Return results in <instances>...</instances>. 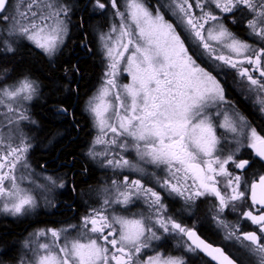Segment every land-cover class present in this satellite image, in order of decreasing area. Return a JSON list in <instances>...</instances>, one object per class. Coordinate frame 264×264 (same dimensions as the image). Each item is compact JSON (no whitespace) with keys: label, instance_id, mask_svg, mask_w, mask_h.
Returning <instances> with one entry per match:
<instances>
[{"label":"snow or ice","instance_id":"obj_1","mask_svg":"<svg viewBox=\"0 0 264 264\" xmlns=\"http://www.w3.org/2000/svg\"><path fill=\"white\" fill-rule=\"evenodd\" d=\"M92 6L101 13L111 8L118 23L100 37L108 63L100 88L86 104L97 130L87 155L114 173L120 170L117 174L146 175L142 165L161 169L164 176L156 177V183L189 207L200 198H214L213 219L227 230L225 238L241 241L257 264H264V174L249 180L250 161L237 155L250 148L264 161V135L234 111L206 68L208 61L221 62L264 93V0H156L155 5L124 0L123 10L119 0H92ZM71 11L67 0H19L15 5L0 0V58L15 56L25 40L54 56L68 36ZM237 12L250 16L247 28L259 47L225 25L223 14L231 13L232 23H238ZM244 64L259 71L260 78ZM122 73L130 77L128 83L119 82ZM39 87L28 74L13 79L8 68L0 69V212L12 216L29 215L40 206L34 189L23 186L34 181L27 162L32 144L22 127L36 123L28 105ZM258 102L264 112V99ZM57 110L68 114L66 108ZM218 130L223 131L218 135ZM128 152H135L136 162L125 157ZM45 179L38 187L51 205L47 193L64 188L65 182ZM105 191L110 195L78 225L33 233L32 257H22L19 264H186L164 243H154L175 236L186 237L188 252L202 251L217 264H237L222 248L177 222L161 194L140 179L123 174ZM141 198L146 211L133 212ZM226 210L238 212V221H250L256 230L241 232L239 222L223 219ZM42 238L45 242H39Z\"/></svg>","mask_w":264,"mask_h":264},{"label":"flooded vegetation","instance_id":"obj_2","mask_svg":"<svg viewBox=\"0 0 264 264\" xmlns=\"http://www.w3.org/2000/svg\"><path fill=\"white\" fill-rule=\"evenodd\" d=\"M145 2L150 5L156 4V0H145ZM161 2H166V0H161ZM121 10H123V7H121ZM112 11L113 10L109 8L106 12L101 13L99 10H94L92 4L89 8V14L91 16L95 18L101 17L107 21L109 18L113 17ZM71 15L72 14L70 13V16ZM223 15L225 17V25L239 39H241L242 41H246L247 43L255 47L260 46V41L256 37H254L247 28V20L250 18V16H248L247 14L241 15L239 12H237L236 19L238 23H232L233 16L231 13ZM166 19L174 21V18L169 15H166ZM70 27L71 25L69 24V32L65 44L52 57L45 55L42 51L29 44L27 45L38 52L46 60L53 61L65 50V46L70 40ZM94 41L96 56L98 55L99 60L101 61L100 54H98L101 50L99 38L97 35H94ZM243 67L249 68L250 74H252L254 78H260L259 71L253 70L252 66L244 64ZM206 68L207 70L212 71V74L215 75L221 83V86L225 91V97L231 104L234 111L238 112L240 115H243L247 119L251 127L256 128L257 132L260 135H264V112L260 111L261 104L258 102L260 99H264V93L253 90V86L250 84L247 78L241 77L237 69H233L226 65H221V62L208 61ZM105 70L106 68L102 64L98 80L103 81ZM31 78L36 80L33 76H31ZM127 82L128 78L124 80V83ZM101 84L102 82L98 81V83L94 87L96 91L101 86ZM39 86V95L35 99H33L28 106L29 114L32 120L36 121L35 124L28 123L29 132L27 133L32 144V147L28 152L27 162L30 165V179L31 181H34V184H30L29 181H25L23 186L31 187L34 189V192L38 197L40 206L36 209L35 212L26 216H12L7 213L0 212V226L11 223L14 225H22L26 228L21 236H19L12 245L11 255H9L8 257H4V255L7 256V252H5L4 249H0V264H19V261L22 257L26 260L31 258V248H34L37 243L32 234L35 233L38 229H60L63 227H67L69 224L78 225L80 223L81 217L86 215L91 208L99 207L105 196L110 195V193L106 192L105 189L110 188L111 180H122L123 174L129 175L130 179H140L145 187H152L154 190L158 191L162 196L163 203L168 207L169 214L172 215L177 220V222H180L186 227L193 228L202 239L212 244L214 247L222 248L226 254L237 261V264H241V261H243V264H257V258L252 257L246 252V250L241 245V241H237L234 238H225L227 230L221 227L217 223V221L213 219V217L215 216V211L213 209L214 198H200L196 202V205L189 207L185 204L184 200L181 197L169 195L167 190L160 188V186L156 183V177H162L164 176V173L161 171V169H158L153 165H142L147 170L146 175L129 172L128 170H123V174H117L120 172V170H116V172L114 173L113 170L104 168L98 160L94 161L90 159L87 153L90 146L92 145L94 137L97 135V130L94 129V126H92V124L89 125V138L85 147L83 148V158L85 159L88 166L96 174V181L95 183L86 186V190L89 193V198L84 200V198H82L83 190H78V192H76V190L73 191V178L67 179V177L60 171L59 166H56L54 168L50 166L51 161L49 159H46L45 163L43 164L38 162V160L36 159L35 152L37 149H39V147L34 137L37 120L33 115V111L43 92L40 83ZM92 92L93 90L89 94H91ZM89 94L87 96H89ZM87 96L85 98H87ZM84 104L85 100L84 102L82 101L81 109L86 112ZM244 106L247 107V109H245ZM222 131L223 130H218V135ZM97 149L102 150L103 146H97ZM38 151L45 153V150L39 149ZM237 155L241 159H248L250 161L251 166L247 169V177L249 180H251L258 174H264V161H261L258 157H256L252 149L241 148ZM125 157L130 161H137L135 152L125 153ZM229 168L230 170H233V166L230 165ZM153 173H155V176L152 175ZM48 176L59 177L65 182L64 188H56L53 191L47 193V196L51 200V205L45 202L43 196L40 195L42 189L38 187L39 185H43L46 183L45 178ZM68 189L71 190L74 199L77 196L79 210L76 215L73 214L72 216H60V214L64 213V208L66 207L65 203L63 202L64 198L62 195L65 194ZM146 209L147 205L144 203V200L142 198L137 200L136 203L132 206L133 212L146 211ZM245 210H247V206H245ZM238 215V212H231L226 210L223 214V219L231 225H235L237 222H239L241 232L256 230V226L252 225L250 221H238ZM43 217H55L56 220L51 223H41L39 219ZM185 240L186 237L181 239L180 236H175L167 237L165 241L154 243H164V246L168 252L173 255L183 257L186 264H217L216 261H212L211 257H208L202 251H186L184 247ZM39 242L45 241L42 238ZM243 243L247 242L245 241Z\"/></svg>","mask_w":264,"mask_h":264},{"label":"trees","instance_id":"obj_3","mask_svg":"<svg viewBox=\"0 0 264 264\" xmlns=\"http://www.w3.org/2000/svg\"><path fill=\"white\" fill-rule=\"evenodd\" d=\"M67 3L72 8L70 40L55 60H46L27 44H22L15 56L0 58V69L8 68L12 78L31 75L40 83L43 92L33 111L37 120L34 137L45 153L37 149L36 159L41 164L49 159L50 166H59L67 179L73 178L76 192L83 190L82 198L86 200L89 198L86 186L95 183L96 174L83 158L91 121L81 104L99 81L102 66L96 56L94 34L104 22L103 18L89 14L92 0H67ZM61 107L68 109V114L57 110ZM62 196L66 207L60 216L76 215L77 196L74 199L70 189ZM54 220L55 217L39 219L41 223ZM25 229L11 223L0 226V249L7 252L4 257L11 255L12 245Z\"/></svg>","mask_w":264,"mask_h":264},{"label":"rangeland","instance_id":"obj_4","mask_svg":"<svg viewBox=\"0 0 264 264\" xmlns=\"http://www.w3.org/2000/svg\"><path fill=\"white\" fill-rule=\"evenodd\" d=\"M119 2H121V7H123L124 6V0H119ZM12 3H13V5H15L16 3H19V0H12ZM69 4V3H68ZM23 7H24V5L22 4L21 5V9H23ZM12 13V9H9V11H8V13L7 14H11ZM71 14H72V11H71ZM103 25L102 26H100V28L97 30V31H95V34L94 35H97L98 36V38H99V44H100V50L101 51H99V53L98 54H100V58H101V63L104 65V67L106 68L107 67V63H108V61H107V59H106V57H105V51H104V48H103V42L101 41V35L102 34H104V33H108L109 32V28H110V26H111V24H113V23H118V18H116V17H111V18H109L108 19V21L107 20H104L103 19ZM1 29H2V31H3V25L2 24H0V31H1ZM68 32H69V25H68ZM67 38V37H66ZM66 38H65V41H66ZM65 41H64V44H65ZM22 44H29V45H31V46H33V47H35L34 45H32V44H30L28 41H21L20 42V46L22 45ZM63 44V45H64ZM62 45V46H63ZM61 46V47H62ZM36 48V47H35ZM36 49H38V48H36ZM40 50V49H39ZM41 51V50H40ZM102 64H101V66H102ZM106 71V70H105ZM126 75V76H125ZM103 78H104V76H103ZM126 78H128V82H129V80H130V77H128L127 76V73H122L119 77H118V79H119V82L121 83V84H123L124 83V80L126 79ZM13 79H15V78H13ZM104 80V79H103ZM99 82H103L102 80H99ZM127 82V83H128ZM100 88V87H99ZM96 93V90H95V88L93 89V92L91 93V94H89V96H87V98H84V100H85V104H84V108H85V110H86V104H87V101L89 100V98L90 97H92L94 94ZM84 100H83V102H84ZM29 106V105H28ZM86 113L89 115V118H90V121H91V124H92V126H93V120H92V117H91V115L89 114V112L86 110ZM27 124H28V122H24V124L22 125V127H23V130H24V132L27 134L28 132H29V128H28V126H27ZM94 129H96L95 127H94ZM30 171V170H29ZM31 172V171H30Z\"/></svg>","mask_w":264,"mask_h":264},{"label":"bare ground","instance_id":"obj_5","mask_svg":"<svg viewBox=\"0 0 264 264\" xmlns=\"http://www.w3.org/2000/svg\"><path fill=\"white\" fill-rule=\"evenodd\" d=\"M155 4V3H154ZM93 17V16H92ZM90 165V164H89ZM98 177V176H97ZM93 195H95V194H93ZM94 199V198H93ZM82 202V201H81ZM94 204V203H93ZM98 205V204H97ZM86 206V205H85ZM184 213V212H183Z\"/></svg>","mask_w":264,"mask_h":264}]
</instances>
